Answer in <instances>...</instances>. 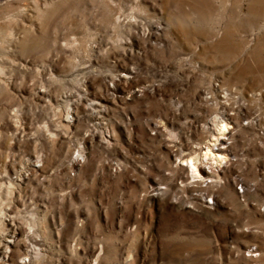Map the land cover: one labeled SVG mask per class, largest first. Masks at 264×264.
Listing matches in <instances>:
<instances>
[{"label":"rangeland","instance_id":"374dc122","mask_svg":"<svg viewBox=\"0 0 264 264\" xmlns=\"http://www.w3.org/2000/svg\"><path fill=\"white\" fill-rule=\"evenodd\" d=\"M0 264H264V0H0Z\"/></svg>","mask_w":264,"mask_h":264},{"label":"bare ground","instance_id":"6f19581e","mask_svg":"<svg viewBox=\"0 0 264 264\" xmlns=\"http://www.w3.org/2000/svg\"><path fill=\"white\" fill-rule=\"evenodd\" d=\"M212 120L214 123L212 140H214V142L208 143L207 145H205L203 151L200 150L196 155L189 156L185 159V163L189 167V170H190L192 177H199L200 176L199 169H198L199 162L208 163L209 166L212 165V167H213V166L220 164L221 162L225 161V159H226V155L218 150V149H220V147H217L214 149L212 147V145H215V141H217L218 139L224 138L226 132L228 131V125H227L228 122L224 118V115L222 113H220L218 116H216ZM220 121H221V123H220ZM4 217L7 220H11V218H12L9 215H4ZM4 217H2L1 220H3Z\"/></svg>","mask_w":264,"mask_h":264}]
</instances>
